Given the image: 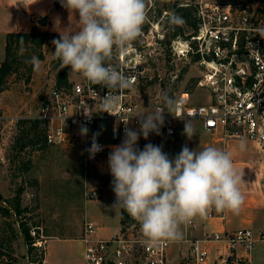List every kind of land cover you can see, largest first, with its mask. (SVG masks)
Listing matches in <instances>:
<instances>
[{"label": "built area", "instance_id": "1", "mask_svg": "<svg viewBox=\"0 0 264 264\" xmlns=\"http://www.w3.org/2000/svg\"><path fill=\"white\" fill-rule=\"evenodd\" d=\"M177 5L192 6L177 4L176 0H146L147 21L142 34L126 51L114 53L112 63L130 77V87L119 93V103L113 110L119 117L102 112L100 107L108 89L90 84L79 75L72 78L70 73L66 83L59 85L56 78L52 81L39 113L27 116L45 122L48 146L73 150L86 166L96 165L110 154L112 146L122 143L125 126L139 131L137 115L162 107L166 94L177 103L175 117L165 113L160 134L150 133L147 140L141 135L137 144L157 145L163 138L176 135L179 118H190L199 120L204 130L220 140L244 138L264 152V9L243 2L201 0L195 5L193 23L184 21L183 33L175 35L176 25L168 18L173 13L179 16ZM161 56L166 61L164 75L158 66ZM192 67L197 71L195 88L202 93L195 94L191 84L178 87ZM146 89L149 98L145 97ZM1 103L0 97V107ZM88 109L93 111L90 119L84 115ZM106 121L110 126L107 138H103L101 124ZM82 127L88 129L86 136L81 135ZM94 135L102 151L91 158L87 150ZM258 169L264 192V158ZM88 195L94 199L99 192L92 190ZM138 226L135 221L119 235L104 238L98 236L96 224L86 220L81 234L86 264H168L170 241L145 244ZM185 226L190 231L198 222L195 218ZM31 233L36 237V247H42L48 239L35 228ZM209 243H220L227 250V257L221 252L216 264L229 262L231 256L251 263L254 251L264 247V231L251 227L205 231L201 238L192 240L191 257L182 264H207Z\"/></svg>", "mask_w": 264, "mask_h": 264}, {"label": "clouds", "instance_id": "2", "mask_svg": "<svg viewBox=\"0 0 264 264\" xmlns=\"http://www.w3.org/2000/svg\"><path fill=\"white\" fill-rule=\"evenodd\" d=\"M60 3L69 16L78 14L79 19L75 18L76 30L64 28L59 31V39L52 41L54 58L70 74L108 89L100 107L102 112L118 116L113 110L119 103V93L130 87V77L112 60L115 52L126 51L142 34L147 21L146 0H60ZM168 22L181 25L183 18L173 13ZM25 62L34 71H40L38 57L32 56ZM176 110V101L165 94L162 107L137 115L139 131L125 126L122 143L112 146L108 156L116 197L112 208L123 210L139 224L148 245L178 242L184 238L182 226L191 224L196 217L206 218L213 208L217 212L228 210L239 214L244 203L239 187L242 176L235 169L230 153L214 146L197 150L185 145L175 158H170L158 145L148 143L142 150L138 148L140 136L147 140L150 133L159 135L164 114L174 116ZM92 114L91 109L84 111L89 119ZM181 120L183 134L191 140L196 135L193 123ZM87 133V127H82L81 135ZM96 135L87 150L91 158L102 151ZM245 147L246 141L241 138L239 148L243 151Z\"/></svg>", "mask_w": 264, "mask_h": 264}, {"label": "rangeland", "instance_id": "3", "mask_svg": "<svg viewBox=\"0 0 264 264\" xmlns=\"http://www.w3.org/2000/svg\"><path fill=\"white\" fill-rule=\"evenodd\" d=\"M200 1L176 0V3H191L195 7ZM205 1L243 2L244 4L259 5L264 9V0ZM75 18L79 19L78 14L75 17L70 15L68 23L73 26L77 25ZM54 39H59V34L51 33L42 47V56L39 53L34 55L41 60L40 71L32 70L28 78L24 73L28 69L23 63L18 73L9 79L8 88L3 91L5 93H0L2 100L0 107V153H3V159L0 160V205L12 208L19 204L22 209H25V213L18 218L15 214L5 217L0 211V230L3 231L4 237L12 239L14 248V259L12 261L3 260L0 264H31L33 258L44 255L45 241L42 247H36L34 253L29 254L24 235L19 227L22 220H28L33 229L35 224H39L41 232L48 239L72 236L78 235L84 226L86 220L84 219L85 204L94 211V214H97L98 209H100L97 202H89L92 198L88 194L92 190H96L92 189L94 179L100 178L103 170L109 168L105 158L96 165L86 166L78 158L77 152L66 148L49 146L40 151L30 150V152L22 151L20 153L14 148L17 120L39 113L48 87L57 77L60 69L56 66L57 61L52 53L55 51L52 44ZM177 63L178 65L181 64L179 61ZM165 64V58L161 56L158 66L162 75L166 72ZM196 74L197 71L193 67L187 70L178 87L181 89L191 84L195 94L202 93V90L195 88L194 85ZM71 77L76 78L74 75ZM145 97H151L148 89L145 90ZM184 119L191 120L196 129V135L191 140L183 134L184 121L179 119L176 135L166 139V141L161 140L157 144L170 158H175L185 145L189 149L197 150L214 146L230 153L233 161H245L242 165L235 167L238 173L242 174L245 170L252 171L251 169L259 168L260 159L264 158V152L251 142L246 141L245 150L241 151L239 141L220 140L218 135L204 130L199 120ZM109 126V121L101 124V128L105 131L103 138H107ZM231 143H237V148L231 149L232 146H229ZM25 166H28L29 169H26ZM212 245L213 243L207 244L208 247H212ZM7 250L8 248H6ZM35 251L38 252L37 255ZM179 257L180 254H174L169 264L177 263ZM252 264H264L263 246L254 251Z\"/></svg>", "mask_w": 264, "mask_h": 264}, {"label": "crops", "instance_id": "4", "mask_svg": "<svg viewBox=\"0 0 264 264\" xmlns=\"http://www.w3.org/2000/svg\"><path fill=\"white\" fill-rule=\"evenodd\" d=\"M69 18V12L61 6L60 0H0V64L6 56L8 33L14 31L28 32L37 29L59 34V31H63L67 27L74 31L78 25L69 24ZM162 140L166 141L165 138ZM236 144L231 143L229 146H232L231 149H236ZM104 158L108 162V157ZM244 162L237 160L233 161V164L234 167H237ZM251 170H245L242 174L239 173L242 176L239 187L244 196V203L239 214H233L228 210L217 212L213 208L206 218L196 217L198 226L195 229L188 231L183 225L184 238L178 242H170L168 247V264L171 258L173 259L174 254H180L175 264H182L190 258L192 240L201 238L205 231L227 232L242 227L264 231V192L260 186L261 176L259 169ZM99 177L94 179V187L92 188L96 189L99 195L89 202H97L100 209H98L97 214H94V211L85 204L84 219L96 224L98 236L112 238L122 231V210L117 211L112 208L116 197L112 190L113 178L109 168L103 170ZM210 213L213 216H210ZM82 231L83 226L78 235L47 239L44 246V264H86V262L84 263L85 245L81 240ZM208 250L209 260L207 264H216L221 252L224 254V258L228 255L227 250L220 243H213L212 247H208ZM237 253L240 254V252ZM253 257L254 253L252 259ZM224 264H252V262L239 261L236 256H231L229 262Z\"/></svg>", "mask_w": 264, "mask_h": 264}, {"label": "trees", "instance_id": "5", "mask_svg": "<svg viewBox=\"0 0 264 264\" xmlns=\"http://www.w3.org/2000/svg\"><path fill=\"white\" fill-rule=\"evenodd\" d=\"M176 10L178 11L179 16L183 18V21L193 23L192 21L194 20L196 7H180L177 5ZM180 33H183V27L181 25H176L174 34L177 35ZM50 34L51 33L48 31H41L37 29L28 32L14 31L8 33L6 56L0 64V93L8 88L9 79L18 73L23 63H25L28 69V71L24 73L29 78L33 67L25 61L38 53L42 56V47ZM56 61V66L60 67L56 77L57 82L60 85V83L68 82L69 69H62L60 62L57 59ZM137 146L142 150L145 145L137 144ZM47 147L49 146L46 143V124L42 119L26 116L17 120V134L14 148L19 150L18 153L22 151L30 152V150L40 151ZM25 168L27 169L28 166H25ZM0 211L5 217H10V215L15 214L17 218L25 213V209H22L19 204L12 208L0 205ZM134 222L135 220L122 210V230L126 229V227ZM19 227L20 231L24 235L29 254L32 255L34 253V249H36V246L34 245L36 237H34L31 233L33 228L30 226L28 220H22L19 223ZM33 227H35L38 233L41 231L39 224H35ZM6 248H8L7 251ZM13 251L14 248L12 239L4 237L3 231L0 230V262L3 260L12 261L14 259ZM35 253L37 255L38 252L35 251ZM37 262L44 264L43 255L40 257L37 256L31 260V264H35Z\"/></svg>", "mask_w": 264, "mask_h": 264}]
</instances>
